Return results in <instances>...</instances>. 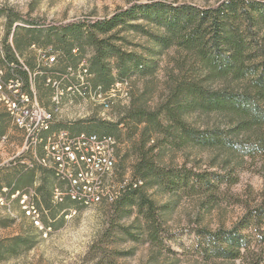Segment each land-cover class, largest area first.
Returning a JSON list of instances; mask_svg holds the SVG:
<instances>
[{
    "label": "trees",
    "instance_id": "obj_1",
    "mask_svg": "<svg viewBox=\"0 0 264 264\" xmlns=\"http://www.w3.org/2000/svg\"><path fill=\"white\" fill-rule=\"evenodd\" d=\"M239 2L255 4L247 0H228L220 5L199 8L191 4L173 6L161 1L134 3L107 18L53 24L54 27L45 30L40 26L46 23L32 21L12 8L1 7L4 33L0 39V85L11 97V92L17 89L32 98L30 85L34 84L38 95L47 100V105L38 103L51 114L48 129L39 135V152L33 154L32 163L18 160L15 166L6 165L12 166L13 170L7 181L10 192L23 193L25 187L38 182L31 200L35 209H45L53 216V210L83 207L67 196L53 202L54 189L62 190L64 183L51 164L37 161L46 155L47 138L59 130H66L72 137L81 133L111 136L116 141L117 157L123 128L126 140L136 154L133 178L115 182L121 186L114 201L109 203L136 206L145 219L148 239L156 241L162 224L153 201L145 193L146 185H158L168 192L180 189L204 194L211 181L207 174L193 172L184 165L179 168L159 165L152 155L149 156L157 145L153 134H161L163 140L176 149L197 146L239 152L241 156L264 155V40H253L230 20L238 10ZM258 6L264 7V4ZM164 9L171 12V17L161 14ZM137 12L163 30L162 35H151L159 50L175 46L185 53L183 58L175 61L177 72L168 75L165 95L152 107L146 105L142 96L132 97L130 80L154 76L158 61H149L114 43L122 40L118 29L135 19ZM261 19L264 21V14ZM130 26L140 27L138 23ZM34 48H41L43 53L35 54ZM87 48L91 51L88 56ZM50 56L55 58L53 63L47 62L46 58ZM39 58L45 61H37ZM54 81L64 92L61 106L66 97L99 103L96 100L98 94L101 99L113 97L111 95L115 96L120 88L130 101L115 120L87 118L73 123H55L54 104L50 99L56 88L52 85ZM8 83L15 87L8 90ZM117 83L121 84L118 88L115 87ZM213 83L218 86L213 87ZM0 103L5 107L4 116L13 121L5 104ZM100 105L103 109L108 108ZM195 112L226 115L227 126L224 129L195 127L186 118ZM52 125L62 128L54 131ZM1 136H4L2 127ZM150 141L152 144L145 148ZM255 216L264 218V209H259ZM216 237L217 234L215 240ZM244 239L245 235L236 228L223 231L224 244L216 245L215 253L231 260L241 259L249 251ZM14 250L10 248L11 252ZM109 264L118 263L111 261Z\"/></svg>",
    "mask_w": 264,
    "mask_h": 264
},
{
    "label": "rangeland",
    "instance_id": "obj_2",
    "mask_svg": "<svg viewBox=\"0 0 264 264\" xmlns=\"http://www.w3.org/2000/svg\"><path fill=\"white\" fill-rule=\"evenodd\" d=\"M155 1L207 8L228 0H0V8H12L32 21L46 23L40 26L45 30L54 27L53 24L107 18L128 5ZM247 1L255 4L239 2L230 20L253 40L262 41L264 7L258 5H263L264 0ZM161 14L167 18L172 15L168 9L161 10ZM135 23L140 25L138 29L130 26ZM118 30L122 40L114 43L149 61H158L154 76L130 80L132 97L142 96L146 105L152 107L165 95L168 75L177 72L175 61L185 53L175 46L159 50L151 35H162L163 30L151 20H145L140 12ZM3 33L4 20L0 15V39ZM87 50L88 56L91 51ZM34 51L43 53L41 48ZM122 90L104 99L109 103L107 109L101 107L100 101L66 97L55 112L54 121L65 124L87 118L115 120L130 101ZM40 98L47 105L46 98ZM70 99L72 103L68 102ZM4 112L5 107L0 103V127L4 128V136L0 137V264H109L111 261L118 264H264V218L255 216L259 209H264V155L241 156L239 152L197 146L176 149L171 148L161 134H153L157 145L149 156L159 165L175 168L184 165L193 172L207 174L211 185L204 194L180 189L168 192L158 185H146L145 193L153 201L162 224L158 240L151 241L143 214L136 206L103 202L75 210H53V216L42 208L27 214L20 200L26 195L31 203L38 182L25 187L23 193L12 194L7 181L13 170L6 165L15 166L18 160L32 163L39 147L36 142L26 140ZM186 118L195 127L224 129L228 123V117L219 113L195 112ZM138 138L139 131L135 135V139ZM151 144L152 141L145 148ZM117 151L113 181L132 179L136 154L123 128ZM235 228L245 235L248 253L235 260L218 256L215 248L224 244L223 231ZM10 248H14V252Z\"/></svg>",
    "mask_w": 264,
    "mask_h": 264
},
{
    "label": "built area",
    "instance_id": "obj_3",
    "mask_svg": "<svg viewBox=\"0 0 264 264\" xmlns=\"http://www.w3.org/2000/svg\"><path fill=\"white\" fill-rule=\"evenodd\" d=\"M46 59L48 63H53L55 58L50 56ZM52 85L56 88L50 99L54 104L53 111L57 112L61 108L64 92L58 88L57 82L54 81ZM120 86L119 83L115 85L116 88ZM13 87L15 86L7 84L8 90ZM113 91L114 89L111 90L112 93ZM11 93L13 97L3 91L0 85V101L5 104L14 124L23 132L26 140L38 143L40 133L49 127L51 114L26 93L17 89ZM99 99L104 108H107L108 104L98 94L96 100L99 102ZM115 144L116 141L111 136L81 133L72 137L66 130L52 133L44 146L45 157L37 161L44 165L51 164L64 183L62 190L54 189V198L61 200L63 196H67L83 207L114 201L121 186L113 181ZM20 204L27 214L35 212L34 205L26 200V195H22Z\"/></svg>",
    "mask_w": 264,
    "mask_h": 264
},
{
    "label": "crops",
    "instance_id": "obj_4",
    "mask_svg": "<svg viewBox=\"0 0 264 264\" xmlns=\"http://www.w3.org/2000/svg\"><path fill=\"white\" fill-rule=\"evenodd\" d=\"M30 89H31V91L33 92V93H32V94H33V98H34L37 102H39V103L41 104V103H42V100H41L40 96L38 95L37 90H36L34 84H31V85H30ZM68 102H69V103H72V100H68ZM60 128H62V127H56V126H53V125H52V127H51V129L54 130V131H56L57 129H60Z\"/></svg>",
    "mask_w": 264,
    "mask_h": 264
}]
</instances>
